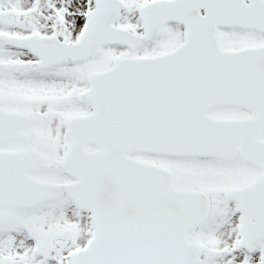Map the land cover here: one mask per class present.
Instances as JSON below:
<instances>
[{
    "label": "snow or ice",
    "instance_id": "1",
    "mask_svg": "<svg viewBox=\"0 0 264 264\" xmlns=\"http://www.w3.org/2000/svg\"><path fill=\"white\" fill-rule=\"evenodd\" d=\"M0 264H264V0H0Z\"/></svg>",
    "mask_w": 264,
    "mask_h": 264
},
{
    "label": "rangeland",
    "instance_id": "2",
    "mask_svg": "<svg viewBox=\"0 0 264 264\" xmlns=\"http://www.w3.org/2000/svg\"><path fill=\"white\" fill-rule=\"evenodd\" d=\"M256 255H258V254H256Z\"/></svg>",
    "mask_w": 264,
    "mask_h": 264
}]
</instances>
